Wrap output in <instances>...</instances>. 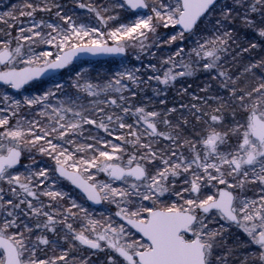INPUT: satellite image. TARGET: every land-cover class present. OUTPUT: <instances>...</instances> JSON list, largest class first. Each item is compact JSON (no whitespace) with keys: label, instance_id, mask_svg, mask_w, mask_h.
I'll return each instance as SVG.
<instances>
[{"label":"snow or ice","instance_id":"snow-or-ice-1","mask_svg":"<svg viewBox=\"0 0 264 264\" xmlns=\"http://www.w3.org/2000/svg\"><path fill=\"white\" fill-rule=\"evenodd\" d=\"M71 4L0 11V264H264V0Z\"/></svg>","mask_w":264,"mask_h":264},{"label":"rangeland","instance_id":"rangeland-1","mask_svg":"<svg viewBox=\"0 0 264 264\" xmlns=\"http://www.w3.org/2000/svg\"><path fill=\"white\" fill-rule=\"evenodd\" d=\"M19 0H0V11L8 10L13 3H18ZM66 3L71 7V0H65ZM79 11V10H78ZM99 61L98 63L91 66L92 74L95 76L98 72L103 74L107 68L110 67L108 63ZM150 94V93H149Z\"/></svg>","mask_w":264,"mask_h":264},{"label":"trees","instance_id":"trees-1","mask_svg":"<svg viewBox=\"0 0 264 264\" xmlns=\"http://www.w3.org/2000/svg\"><path fill=\"white\" fill-rule=\"evenodd\" d=\"M196 83H199V81H194L193 82V87H195L196 86ZM174 95V93H169V99L171 100V98H172V96Z\"/></svg>","mask_w":264,"mask_h":264},{"label":"water","instance_id":"water-1","mask_svg":"<svg viewBox=\"0 0 264 264\" xmlns=\"http://www.w3.org/2000/svg\"><path fill=\"white\" fill-rule=\"evenodd\" d=\"M100 59H103V57H102V58H100Z\"/></svg>","mask_w":264,"mask_h":264}]
</instances>
